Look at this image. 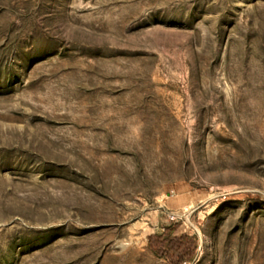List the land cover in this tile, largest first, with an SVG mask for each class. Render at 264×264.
I'll return each instance as SVG.
<instances>
[{
    "label": "rangeland",
    "instance_id": "rangeland-1",
    "mask_svg": "<svg viewBox=\"0 0 264 264\" xmlns=\"http://www.w3.org/2000/svg\"><path fill=\"white\" fill-rule=\"evenodd\" d=\"M182 234L264 264V0H0V264Z\"/></svg>",
    "mask_w": 264,
    "mask_h": 264
},
{
    "label": "trees",
    "instance_id": "trees-1",
    "mask_svg": "<svg viewBox=\"0 0 264 264\" xmlns=\"http://www.w3.org/2000/svg\"><path fill=\"white\" fill-rule=\"evenodd\" d=\"M170 230L168 228L165 229L168 233ZM150 244L159 255H163L162 247L166 246L168 251L164 255L173 264H183L185 259H192L195 256L196 242L193 237L187 234L168 239L164 235H153L150 238Z\"/></svg>",
    "mask_w": 264,
    "mask_h": 264
},
{
    "label": "built area",
    "instance_id": "built-area-1",
    "mask_svg": "<svg viewBox=\"0 0 264 264\" xmlns=\"http://www.w3.org/2000/svg\"><path fill=\"white\" fill-rule=\"evenodd\" d=\"M174 219V217H172V220ZM183 264H187V262H184Z\"/></svg>",
    "mask_w": 264,
    "mask_h": 264
}]
</instances>
